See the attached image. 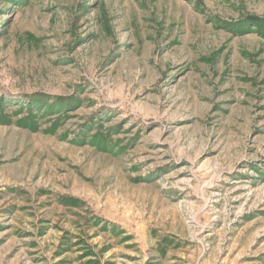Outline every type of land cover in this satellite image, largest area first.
Here are the masks:
<instances>
[{"label":"rangeland","instance_id":"obj_1","mask_svg":"<svg viewBox=\"0 0 264 264\" xmlns=\"http://www.w3.org/2000/svg\"><path fill=\"white\" fill-rule=\"evenodd\" d=\"M0 264H264V0H0Z\"/></svg>","mask_w":264,"mask_h":264}]
</instances>
